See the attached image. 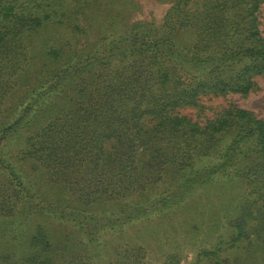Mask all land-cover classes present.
Here are the masks:
<instances>
[{
    "label": "trees",
    "instance_id": "obj_1",
    "mask_svg": "<svg viewBox=\"0 0 264 264\" xmlns=\"http://www.w3.org/2000/svg\"><path fill=\"white\" fill-rule=\"evenodd\" d=\"M102 1L0 0V113L12 97L25 106L19 119L0 129V144L26 118L39 117L50 97L65 95L75 105L67 113L54 110L56 120L28 139L26 155L71 198L43 203L42 192L36 197L13 173L15 196L26 201L20 216L8 199L0 202V220L18 226L16 235L0 237V264H94L72 254L68 242L51 241L43 228L29 233L36 213L74 223L88 245H98L103 230L139 219L171 214L167 224L182 227L174 223L175 208L221 180L246 181L250 190L238 210L226 207L228 249H241L236 260L242 263L264 262V119L235 106L205 123L180 111L203 109V96L248 95L258 87L256 77H264V0H153L171 5L163 21H99L95 11L93 21H81L90 5ZM97 24L101 36L82 41ZM205 158L215 161L195 166ZM169 175L170 186L150 200L119 214L96 212L98 205L143 194ZM224 243L216 237L215 248L199 257L221 264ZM166 256L165 264L178 258ZM126 257L120 264H131Z\"/></svg>",
    "mask_w": 264,
    "mask_h": 264
},
{
    "label": "rangeland",
    "instance_id": "obj_2",
    "mask_svg": "<svg viewBox=\"0 0 264 264\" xmlns=\"http://www.w3.org/2000/svg\"><path fill=\"white\" fill-rule=\"evenodd\" d=\"M170 6L168 2H155L153 0H105L99 5H95V3L90 5L91 10L88 11L87 18L84 16L81 21H93L89 15L95 11L100 16L99 21L123 23V21L150 19L160 22L163 21ZM260 19L261 29L264 33V6L261 10ZM98 29H101V26L97 24L94 31L88 32V37L82 41L98 39L101 36L97 33ZM107 36L111 37L110 35ZM256 79L258 87L248 95L230 93L222 96H203L200 100L204 106L203 109L189 106L180 111L201 123H205L208 119H213L221 114L224 109L235 106L250 110L258 118L264 119V77L258 76ZM74 107V102L68 100L65 95H54L46 100V105L42 108L39 117H35L31 122H26L29 121V118H26L17 128L9 130L1 141L0 154L4 156L5 167L0 165V202L8 199L7 205L16 216H20L26 200L23 194H20L19 198L15 196L14 189L16 186L14 185L15 180L12 182L13 173L20 177L21 181L36 197L41 199L42 192L43 203L48 202L51 198H71L51 185L44 166L26 155L28 139L43 126H50L51 122L56 120L54 110L65 108L61 113H67ZM24 108L25 106L20 105L17 97H12L6 102L2 107L3 111L0 113V129L4 125L7 127L19 119L24 113ZM227 143L229 142H223V146ZM205 159V161L203 159L197 160L195 166L201 168L204 164L208 165L215 161L214 158ZM165 179V181L150 187L143 194L121 201H110L105 203L106 207L104 204L98 205L96 212L101 215L105 209V214L114 215L119 214L123 207L129 208L131 205L146 202L170 186L172 176H166ZM226 182L225 180L209 182L196 190L183 204L176 207L174 215L176 221L174 220V223L179 222L182 225L176 230L167 224V221L168 223L173 222L170 217L171 214L168 218L155 216L151 219L135 220L123 228L118 227L113 230L107 228L100 233L101 238L98 245H88L84 232L74 223L58 220L46 213H36L30 217L31 224L28 229L30 233L35 229L43 228L51 241L68 242L73 249L72 254L87 256L89 261L94 264H120L121 261L127 259V255H130L128 261L131 264H135L139 260L138 264H165L168 253L178 257L172 260L173 264H214L210 260L211 256L199 257V252L204 249H214L216 237L222 236L226 243L223 244V249L218 252L220 256L218 260L221 261V264H238L240 261L236 260L238 259L236 257L241 254V249L236 247L228 249L227 241H229L230 236L226 232L228 224L226 207L228 209L233 208L234 211L238 210V207L242 205V200L245 199L250 190L246 181ZM6 221V218L0 220V237L5 233L8 236L16 235L18 226L15 224L10 226ZM163 222L167 226L162 229L160 225ZM217 222L218 224H215ZM67 258L71 259V255H68ZM240 263L246 264L247 262ZM259 264H264V262L260 260Z\"/></svg>",
    "mask_w": 264,
    "mask_h": 264
}]
</instances>
